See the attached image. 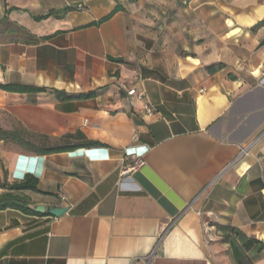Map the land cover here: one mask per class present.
Listing matches in <instances>:
<instances>
[{
    "label": "crops",
    "instance_id": "crops-1",
    "mask_svg": "<svg viewBox=\"0 0 264 264\" xmlns=\"http://www.w3.org/2000/svg\"><path fill=\"white\" fill-rule=\"evenodd\" d=\"M262 21L264 0H0L2 185L31 175L12 193L46 206L0 210V264H264Z\"/></svg>",
    "mask_w": 264,
    "mask_h": 264
},
{
    "label": "trees",
    "instance_id": "trees-1",
    "mask_svg": "<svg viewBox=\"0 0 264 264\" xmlns=\"http://www.w3.org/2000/svg\"><path fill=\"white\" fill-rule=\"evenodd\" d=\"M264 25V21L256 25L255 28L260 27ZM21 90V89H17ZM91 94L86 95L85 97H90ZM71 97H68V99ZM62 149H49L45 150L47 153L51 152H60ZM4 187H7V190H9V193H6L2 196V199L0 200V210H5V209H15L18 210L24 214H29V215H36L31 209L27 207V204L18 196L13 195L12 192H22V191H33L35 190L36 186V180L31 176V175H26L24 178L20 181L14 182L11 185H1Z\"/></svg>",
    "mask_w": 264,
    "mask_h": 264
},
{
    "label": "built area",
    "instance_id": "built-area-1",
    "mask_svg": "<svg viewBox=\"0 0 264 264\" xmlns=\"http://www.w3.org/2000/svg\"><path fill=\"white\" fill-rule=\"evenodd\" d=\"M128 95L132 96V95H136L139 99L143 98V93H136L135 90H130L128 91ZM143 112L145 115L151 116L154 114V109L149 105V104H145L143 106ZM246 154V150H242L240 152V155H245ZM144 165V160H142L139 157H134L133 156V160L129 161L128 164L122 169L121 171V175L124 177H128L130 174L136 172L139 168H141ZM263 194H264V187L262 190Z\"/></svg>",
    "mask_w": 264,
    "mask_h": 264
},
{
    "label": "water",
    "instance_id": "water-1",
    "mask_svg": "<svg viewBox=\"0 0 264 264\" xmlns=\"http://www.w3.org/2000/svg\"><path fill=\"white\" fill-rule=\"evenodd\" d=\"M31 210L36 213V214H44L46 212V206L43 204H37L31 207ZM67 211L66 208H53V209H49L48 213L55 217L58 218L60 217L62 214H64Z\"/></svg>",
    "mask_w": 264,
    "mask_h": 264
},
{
    "label": "rangeland",
    "instance_id": "rangeland-1",
    "mask_svg": "<svg viewBox=\"0 0 264 264\" xmlns=\"http://www.w3.org/2000/svg\"><path fill=\"white\" fill-rule=\"evenodd\" d=\"M33 140L34 139V137H32L31 136V138L29 139V140ZM24 144V143H23ZM4 145L5 146H14L15 148L17 147L16 145L17 144H15V143H13V144H11V141L9 142L8 141V143H4ZM0 173L2 174V178H1V181H0V185H2V183L4 184H6V177H7V174H6V172H5V170L2 168V166H1V169H0ZM8 185V184H7ZM10 185V184H9ZM7 191H9V190H7V188L5 189V191H3V192H1L0 191V195H3V194H5V193H7Z\"/></svg>",
    "mask_w": 264,
    "mask_h": 264
}]
</instances>
